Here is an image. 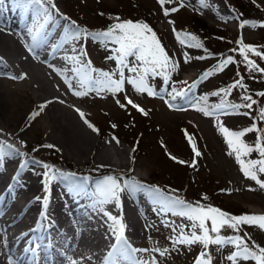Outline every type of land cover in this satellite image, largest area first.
<instances>
[{"label":"rangeland","instance_id":"374dc122","mask_svg":"<svg viewBox=\"0 0 264 264\" xmlns=\"http://www.w3.org/2000/svg\"><path fill=\"white\" fill-rule=\"evenodd\" d=\"M193 1L185 0V6L179 7L178 11L170 13L167 17L158 0H55V3L60 13L70 17L77 25L91 31H101L102 23L106 22L111 14L122 19L137 17L134 22L142 20L149 24L169 56L179 64L171 77L174 83L163 85L160 78L150 80L154 89L166 97V92L161 91L162 87L168 90L175 87L179 90L185 87L179 82L188 81L191 83L197 80L205 70H213L218 61L224 57L233 55L237 60L242 59L237 53L230 51L240 46L237 41L241 38L244 44L257 46L259 51L264 52V26H261L264 24V0H206L207 7L203 9L200 8V5H194ZM177 6V4L166 3L163 7ZM241 8L247 10L244 17H248V19L245 20L253 22L255 27L251 24L245 25L243 28L240 27L242 20L233 10L236 12ZM101 10H103V14L99 15ZM144 17H147L148 20ZM16 18L14 16L12 19ZM190 27L197 28L198 35L196 36L203 44V48L187 47L178 42L177 34L182 37L189 34ZM173 29L176 31L174 32ZM211 51H214L215 54ZM109 55L110 52L99 43H93L91 39L87 41L86 58L96 69L114 70L115 62L106 59ZM248 55L261 68H264V60L251 52ZM201 56L206 58L197 59ZM185 58L188 59V63H185ZM240 76H243L248 93L252 94L253 98L259 102L258 105H254V109L264 106V97L255 95V93L264 91V73H253L255 78H252L242 63L229 64L223 71L214 72L193 90L190 97L198 99L207 96L209 104L219 103L220 97L211 94L227 88ZM242 91L239 88L233 89L231 94L226 97L227 101L239 103ZM7 92L12 100L18 99L17 92L10 89ZM125 95L144 108L148 115L141 114L131 105H128L126 110L120 108L111 94L101 98L94 93L85 97H76L71 93L72 97L70 98V104L80 109L85 114V118L99 130L98 132L92 131L84 123V120L79 118V121L90 129L92 140L95 143L103 142L104 148L112 152L122 145L125 154L121 160L114 158L108 163L98 161L93 153L89 156L72 154L67 151L66 147L59 143L57 145L55 140L47 137L43 127L30 134L27 132L16 133L12 128H9L10 126L0 123V133L3 134L0 135V139L6 138L14 141L16 148L11 149L12 152L32 164L42 166L46 163L66 175L75 174L74 180L64 181L65 185L74 186L83 178L78 175V171H75L77 168L73 167L93 166L99 169H116L128 171L126 173L139 178V181L142 180L141 182L147 185L159 186L160 184L165 187L168 184L167 189L178 190L175 194L186 201H200L225 212H236L231 215L264 214V189H260L254 181L243 175L234 155H228L230 149L224 135L219 131L221 125L230 131L244 130L253 124L250 117L235 113L218 114V119L217 117H206L202 112L194 110L188 103L179 99L176 102L178 106L187 110L169 109L163 99L138 94L128 84H125V92L118 96L121 103H126ZM240 111L243 112L246 109ZM255 114L253 112V115ZM41 122L45 124L44 120ZM112 125H116V127L113 128ZM258 126L264 127V122H259ZM257 135L256 132H249L243 139L248 144H254ZM113 137L118 138L119 143ZM189 137L201 152V155L196 158L195 168L179 163V161L191 163L193 159ZM45 144H52L55 147L51 149L41 147ZM132 147L134 148L132 149ZM172 157L176 159L174 160ZM251 158H257L256 153H253ZM100 165L104 167H98ZM260 178L264 179V176ZM88 179L92 180L90 177ZM250 188L254 190H249ZM203 196H206L207 199L202 200ZM140 200H143V202L138 201L139 204L141 203V211L137 208L135 216L131 215L132 227L125 232L128 242L136 248L169 249V254L166 256H159L155 253L143 254L145 256L156 255L159 264H193L201 250L200 246L193 245L188 248L177 245L178 250H174L168 239L172 234L171 230L163 223L165 220H175L180 223V219L170 215L165 217L159 213L156 210L158 206L151 199ZM78 214L80 215L79 211ZM111 214L118 216L115 212ZM122 215L126 225L128 218L125 214ZM107 232L110 233L109 226H107ZM245 233L249 244L254 242L256 245L264 247V230L257 226L242 225L239 235L244 236ZM222 234L230 236L236 233L231 229H223ZM107 238L102 236L98 243H92V245L106 249ZM89 244L86 247L88 246L90 249ZM53 245L67 253V249L61 245ZM15 246L13 242L12 244L7 243V250L10 251L4 253L5 262L8 263L9 255L13 256L14 252H10ZM93 246L91 247L93 248ZM230 251L229 247L217 251L216 246H210L213 257L212 264H230L226 260ZM49 255L50 258L60 260V257L53 253ZM241 264H254V262H241Z\"/></svg>","mask_w":264,"mask_h":264},{"label":"snow or ice","instance_id":"6c2138e0","mask_svg":"<svg viewBox=\"0 0 264 264\" xmlns=\"http://www.w3.org/2000/svg\"><path fill=\"white\" fill-rule=\"evenodd\" d=\"M162 6L164 15L167 17L170 13L179 10V7L185 6V0H158ZM177 4V7L165 8V4ZM3 5V0H0V6ZM16 9L21 11V14L26 19L30 17V23L25 25V31L21 36L25 38V48L34 59H39V52L45 46L50 48L49 55L56 57V54L65 49V45H71L72 55L63 57L66 65L71 67L56 68L49 61H43L52 68L58 75L63 77L69 92L76 97H85L94 93L97 97L103 98L104 95L111 94L116 99L117 105L122 109H127L128 105L136 109L143 115H148L147 111L133 102L125 95L126 103H121L118 99L120 93L125 92V84L131 85L133 90L138 94H146L149 97L156 96L163 99L169 109L187 110L179 107L176 103L179 100L188 103L194 110H198L206 117H217L228 114H242L250 117L253 120L252 126L241 131H230L224 126L219 127V131L224 135L226 143L230 149L229 156L235 157V160L240 166L243 175L254 181L260 189H264V127L258 126L259 122H264V106H259L254 109V105H258L257 99L253 98L252 94L248 93L247 86L243 82V76L236 79L227 88L213 92L211 95L220 97L219 103H208V97H200L198 99L190 97L193 90L207 79L214 72L223 71L226 66L233 63H242L246 71L252 78L253 73H264V68H261L255 60L248 55L253 53L256 57L264 60V52L258 50L257 46L244 44L242 38L237 41L240 45L238 48H233L230 51L237 53L242 59L237 60L235 56L229 55L218 61L213 70H205L197 80L189 83L181 81L179 83L185 85L184 88L177 90L172 87L171 90L161 88V91L166 92V97L160 95V92L155 90L150 80L160 78L163 85L174 83L171 80L172 74L177 70L179 64L175 61L158 40L155 31L146 22H133L131 20L121 21L119 17H115L116 23L112 24L105 30L91 31L86 27L77 25L70 17L60 13L55 0H14ZM200 8L207 7L206 0H199ZM235 18V17H234ZM60 22L63 23V30L57 42L52 43L48 32L54 27H59ZM170 23H174L169 21ZM251 24L256 25L248 20H243L240 27ZM261 26H264L262 24ZM175 32L176 30L173 29ZM91 39L93 43H99L110 55L107 60L115 62V68L111 71L96 69L92 66L91 61L86 58V43ZM177 40L181 45L187 47L203 48V44L199 42L197 36L186 34L183 37L177 34ZM84 41V43H81ZM207 52V49H205ZM201 56L197 59H205ZM27 59V57H25ZM185 58V63H188ZM127 72V75H126ZM67 73H71L68 75ZM25 74L20 76H11V79H23ZM242 89L239 103L227 101L226 97L231 94L233 89ZM256 96L264 97V91L255 93ZM63 103V101H60ZM51 101L39 106V110L33 111L31 119L38 117L44 108ZM241 109L246 111L241 112ZM75 111L84 120V123L94 132L99 130L95 128L86 118L85 114L80 109ZM253 112L256 114L253 115ZM113 128L116 125H112ZM258 133L254 144H248L243 137L246 133ZM0 135H3L0 133ZM117 143L118 138L113 137ZM23 143V142H21ZM189 143L193 151V159L191 163L187 161H179L181 164L196 167V158L201 155L195 143L189 137ZM41 147L54 148L52 144H45ZM16 143L9 142L8 139L0 140V155H3L9 149H15ZM256 153L257 158H251L252 154ZM172 159H176L172 157ZM42 167L45 171L42 173L44 177V191L48 192V183L51 181H69L75 179V174H65L59 169H53L50 165L44 163ZM98 167H104L100 165ZM88 178L85 177L84 180ZM254 190V189H249ZM96 195L99 197V204L106 205L115 203L117 207L122 208L120 194L127 192L130 196L135 197L137 193H144L152 202L157 205V211L165 217H178L180 223L175 220L163 221L164 226L171 230V235L168 237L172 248L177 249V245L191 248L193 245H199L201 250L193 261V264H212L213 257L210 252V246H216L219 251L222 248L229 247L231 251L226 256V260L230 264H241V262H254V264H264V247L256 245L254 242L249 244L244 236L239 235L242 225L257 226L264 230V214H242L240 216L231 215L223 210L206 205L200 201L189 202L181 198L175 193L178 190L168 189L165 191L156 185H147L139 181L135 177L125 176L124 174H116L110 171L96 181ZM207 197L203 196L202 200ZM49 204L47 196L43 198V205L46 209ZM109 223L110 238L114 241L110 245V249L104 257L103 264H159L156 255L145 256L143 254H158L166 256L169 254L167 248H136L132 246L126 236V225L123 221V215L114 216L111 213L104 212ZM40 216L47 219L46 212L42 211ZM41 222L38 221V227L31 231H39ZM223 229L233 230L234 235L225 236L222 234ZM24 235H27L25 233ZM35 248L31 251L35 252L40 245L33 241ZM8 264H19V262L11 255L8 256Z\"/></svg>","mask_w":264,"mask_h":264},{"label":"bare ground","instance_id":"6f19581e","mask_svg":"<svg viewBox=\"0 0 264 264\" xmlns=\"http://www.w3.org/2000/svg\"><path fill=\"white\" fill-rule=\"evenodd\" d=\"M14 16L17 18L12 19ZM27 23H30V17L22 16L21 11L15 8L14 0H3L0 6V123L10 126L16 133L30 134L43 127L47 137L78 156L93 153L98 161L108 163L114 158L123 159L122 145L112 152L104 148L103 142L92 140L90 129L79 121L80 115L75 111L78 108L70 104L71 92L63 77L43 62L47 60L60 69L71 67L63 59L73 54L71 45H65L55 58L49 55L50 48L45 46L39 52V59H34L26 50L25 38L21 36ZM63 23L48 32L52 43L58 41ZM21 74H25L23 79L10 78ZM8 89L18 93L17 100L9 98ZM47 101L51 103L38 117L31 119L30 114ZM44 171L42 166L22 159L11 149L0 155V264H8L4 253L10 251L7 243L12 242L17 249L15 246L10 253L14 252L13 257L19 264H52V259L45 254H58L53 242L67 249L64 255L59 253V264H103L114 242L107 232L110 221L104 212H115L118 216L125 214L128 218L126 232L132 227V216H135L137 208H141L138 201L150 198L142 192L132 197L125 191L120 194L122 208L115 203L101 205L95 191L98 178L94 175L89 176L92 180L80 179L73 187L65 185L62 180L51 181L48 192H45ZM45 196L49 200L46 209L43 205ZM42 211L46 212L47 219L40 216ZM38 221L41 222L39 231H31L38 227ZM102 236H108L106 249L92 245L98 243ZM33 241L40 245L35 252L31 251L35 248ZM88 243L90 249L86 247Z\"/></svg>","mask_w":264,"mask_h":264},{"label":"trees","instance_id":"16d2710c","mask_svg":"<svg viewBox=\"0 0 264 264\" xmlns=\"http://www.w3.org/2000/svg\"><path fill=\"white\" fill-rule=\"evenodd\" d=\"M240 8V7H239ZM244 10V11H243ZM241 11V13H239ZM240 11H236L238 14H239V16H240V19L241 20H245V19H248V17H244L245 15V12H247V10L246 9H244V8H241L240 9ZM100 14L99 15H102L103 14V10H101L100 12H99ZM119 14V13H118ZM115 17H117L116 15H113V14H111V16L108 18V20L106 21V22H103L102 24H103V26H102V28H104L107 24H110V23H112V22H115ZM145 18V17H144ZM146 19V18H145ZM189 33H191V34H193V35H198V33H197V28H191L190 27V30H189ZM213 54H215V52L214 51H211ZM9 141H11L12 142V140H10V139H8ZM14 142V141H13ZM134 147H132V149H133ZM28 155H29V153H28ZM73 168H77V170H75V171H78V172H81V173H83V171H87V172H89V173H96V174H103V173H109L110 171H112V172H114V173H119V172H124L126 175H129L128 173H126V172H128V171H121V170H116V169H110V170H108V169H99V168H96V167H93V166H83V167H73ZM83 170V171H82ZM167 185L168 184H166V186L164 187V186H161L160 184H159V186L162 188V189H164L165 191H167L168 189H167ZM222 210V209H221ZM224 211V210H223ZM225 212V211H224ZM227 213H229V212H227ZM229 214H236V212H234V211H232V212H230Z\"/></svg>","mask_w":264,"mask_h":264}]
</instances>
